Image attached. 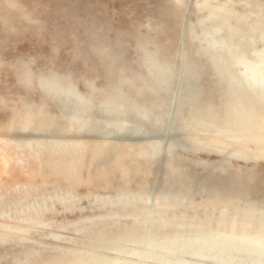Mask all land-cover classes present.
Returning a JSON list of instances; mask_svg holds the SVG:
<instances>
[{
    "label": "rangeland",
    "instance_id": "rangeland-1",
    "mask_svg": "<svg viewBox=\"0 0 264 264\" xmlns=\"http://www.w3.org/2000/svg\"><path fill=\"white\" fill-rule=\"evenodd\" d=\"M241 35L247 39L241 41ZM263 36L264 0H0V135L6 130L9 108L18 106L21 97L41 101L33 81L27 85L20 82V73L25 70L32 76L48 72L65 76L82 93L92 88L93 94L99 95L119 86L128 99L162 110L171 103V76L182 63L189 85L181 93L185 102L177 104L176 119L200 129L201 139L208 137L206 129L213 130L210 139L225 145L237 139L232 131L238 130V123L264 130V91L253 74L257 56L243 54L250 44L255 50H264ZM146 57H150V66L157 61L160 65L147 70ZM157 70L170 76L160 90L148 81ZM261 73L264 76V71ZM201 106L210 108L208 116L193 115L191 111ZM175 137L180 139L181 135ZM260 140L264 141V136ZM84 141L87 150L78 171L81 180L75 186L79 206L56 213L54 209L46 211L47 222L23 224L30 229L13 232L16 238L0 235V264H120V257L131 264L134 252L142 248L137 226L145 221L146 226L163 223L152 244L185 261H207L187 253L189 249L205 255L220 253L223 248L264 253V214L249 211L240 200L225 203L199 194L188 200L157 199L148 219L139 209L140 202L89 203L83 197L88 192H111L113 185L115 189H133L153 174L135 172L134 162L146 161L135 159V144L126 158L123 156L126 170L133 172L120 179L114 175L109 185L104 183V189L97 188L89 177L88 151L97 140ZM251 148L250 142L242 141V151ZM127 149L121 146L120 153ZM219 150H181L177 156L184 166L202 171L197 180L211 171L209 179L229 174L264 187L262 150L255 157L214 161L221 156ZM155 158L152 162L167 159L164 153ZM205 161H214L208 166L213 169L202 168ZM183 176L168 178L176 185L163 193L180 192L187 198L199 191L196 182L191 184ZM61 178H50L43 184L38 177L36 180L43 189H51L63 185ZM222 181L216 187L227 190L229 185L234 194L247 191L233 180ZM156 186L143 189L159 194ZM12 193H3L2 199ZM252 206L259 210L264 205L256 202ZM14 223L0 219V229ZM92 253L98 260L87 259ZM146 263L155 264L152 260Z\"/></svg>",
    "mask_w": 264,
    "mask_h": 264
},
{
    "label": "bare ground",
    "instance_id": "bare-ground-1",
    "mask_svg": "<svg viewBox=\"0 0 264 264\" xmlns=\"http://www.w3.org/2000/svg\"><path fill=\"white\" fill-rule=\"evenodd\" d=\"M240 38L241 41L247 39L246 37L242 38V35ZM255 49L253 44H250L243 54L247 56L248 53H253L257 56L255 62L258 63H253L257 64L254 65L257 70L253 74L256 77V84L264 91V76L262 73V77L260 76V72L264 71V50ZM183 69L181 63L176 68L175 73L172 74L173 83L170 94L172 100L162 110H153L149 106L126 99L122 88L119 89V86H116L115 90L109 93L101 91L99 95H94L92 88H89L85 93L76 88L83 95L80 96L72 90L67 82H63V78L49 77L59 74L52 72L41 74L42 82L38 78L41 84H37L41 93V101L35 103L38 109H29L27 106L21 105L15 106L18 107L17 110L8 112L6 130L0 135V219L15 222L14 224L2 225L0 235L16 238L17 236H14L13 232L18 230L26 232L30 229L28 226H22L23 224L34 225L47 222L48 220L44 218L46 211L54 209L53 213H56L79 206L80 196L76 194L75 186L80 183L78 171L84 152L87 150L85 138H83L84 133H93L90 134L93 136L87 138L97 140L88 148L90 153L89 177L93 179L97 188L102 189L105 187L104 183L110 184V177L115 175L120 179V176L133 172L126 170L125 165L127 163L123 160V156L126 158L128 152L135 145L125 142L129 139H140V142L135 145L134 157L136 160H146L141 161V163L153 161L151 156L154 155L158 147L162 150L160 153H164L166 158L176 155L178 151L188 150V147L194 148L196 145L217 147L220 149L221 156L214 161L221 162L232 157V152L248 156L247 158L255 157L261 150L264 152V141L260 140L264 136V130L259 126L244 125L243 123H238V130L232 131V135H235L237 139L224 145L210 139L213 130L205 131L208 137L201 139L198 134L200 129L194 127L193 124L188 125L177 120L174 115V123L177 124L178 130L171 132L173 133L171 137L166 139V132L173 122L172 111L176 97L179 98L177 104L185 102L181 99V93L189 85V82L183 74ZM47 74L52 75L48 76ZM21 77L27 79L28 75L23 72ZM169 77L161 70H157L148 77V81L160 90L166 87ZM244 77L247 78V74ZM66 80L70 81L69 79ZM70 82L74 84L72 81ZM84 95L90 96V99ZM49 101L54 102L58 107L52 115L45 112ZM209 111L210 109L206 106H201L191 112L194 116L201 117L208 116ZM145 118H147L146 121ZM157 119L159 120L158 123H156ZM134 129H138L139 133H133ZM144 131L152 134L143 137L136 136ZM175 134L181 135V138L177 139ZM132 135L135 136L132 137ZM224 135L225 133H223ZM114 138L115 141L112 142L111 140ZM183 139L186 140L187 145L176 147L174 150L169 148V142L172 140L184 141ZM242 141L250 142L252 148L242 151ZM121 146L128 148L123 155L120 153ZM116 155L115 161L111 164L102 163V160ZM212 162L205 161L201 167L207 170L213 169L208 167L212 165ZM122 170L124 171L122 172ZM59 176H62V186L51 189L40 187V184L45 183L50 178L53 180ZM37 177L40 179V184H37L39 182L36 180ZM110 187H112L111 192H88L83 197L89 203L94 204L102 198H110L116 195L127 198L130 194L138 193L143 197L140 204L145 208L143 215L146 217L148 214L146 199L157 195V193L146 191L143 188L130 190L124 187L115 189L114 185ZM8 191L13 193L8 198L2 199L3 193ZM164 195H177L178 200L185 197L180 192H168ZM183 200H187V198L185 197ZM56 205L59 206V209H56ZM251 205L249 203L247 207L251 208ZM145 222L139 223L137 226L142 234V248L134 252V259L131 264H147V260H152L155 264H264V253H261L263 250L250 254L240 253V251L230 252L224 248L223 251L221 250L220 253L214 255H205L203 252L189 249L187 253L200 255L199 257H205L207 261L198 259L185 261L182 257L168 253L159 246L152 244L163 223H150L151 225L146 226ZM96 236L104 237L105 234H96ZM144 253H152L153 257L141 258ZM90 258L94 261L98 260L94 253L87 255V259L90 260ZM119 262L126 264V258L120 257Z\"/></svg>",
    "mask_w": 264,
    "mask_h": 264
},
{
    "label": "water",
    "instance_id": "water-1",
    "mask_svg": "<svg viewBox=\"0 0 264 264\" xmlns=\"http://www.w3.org/2000/svg\"><path fill=\"white\" fill-rule=\"evenodd\" d=\"M149 58L150 57H146V60H145L147 70L152 68L153 66L160 65L159 61H157L155 63H151V66H150V64H149V60L150 59ZM25 73L28 75L27 79L21 77V75H22V72H21L20 76H19L20 82L22 84H24V85H27L28 83L33 81L34 84H35V87L39 90V88H38L39 86L38 85L41 84V82H42L41 74H37L35 76H32L31 73L28 70L25 71ZM47 75L49 76V75H52V74H47ZM189 75H190V77L193 76L192 73H190ZM221 76L222 77H226V75H221ZM49 77L63 78L64 79L63 82L64 83L67 82V84L72 88V90L77 95L83 96L81 93H79L76 90V86L74 84H72L70 81L66 80L65 76L53 75V76H49ZM219 77H220V75H219ZM38 78H40V80H41L40 83H39V79ZM119 89H121V88L119 87ZM113 90H115V87H114ZM84 96L86 97V95H84ZM86 98L90 99V96H87ZM125 98L128 99L126 96H125ZM178 100H179V98L176 97L174 105H173L174 108H173V111H172V120H173V122L169 126L168 131L166 132V135H167L166 139L171 137V134H173L171 132H174L175 130H178V126H177L176 123H174V118H173L174 115L178 114L177 105H176ZM20 105L21 106H27L29 109H38V107H36V104L34 102L29 101L28 98H26V97H21L19 99L18 107ZM18 107H11V108H9V111L13 112V111L17 110ZM50 108H53L54 110L58 109V107L56 106V104L54 102L49 101L48 105H46V110H45L46 114H50V115L53 114V112H52V110H50ZM208 109H210V108H208ZM192 118L195 119L196 117H192ZM144 120L146 121L147 118H145ZM158 122H159V120L157 119L156 123H158ZM206 130H210V129H206ZM133 133H139L138 129H134ZM90 134H93V133H84V137L83 138H87V137L93 136V135H90ZM149 134H152V133L144 131V132H141V134H137L136 136L143 137V136H147ZM133 136H135V135H132V137ZM115 138L112 139L111 141L112 142L115 141ZM139 140L140 139H134V140L133 139H131V140L129 139V140L125 141V142H129L130 144H137V143L140 142ZM185 141L186 140H184V141H182V140H180V141L172 140L171 142H169V148H171V150L172 149L174 150L176 147L185 146V145H187ZM190 141H192V140H190ZM123 144L127 145L125 143H123ZM123 144H121V145H123ZM188 148H189L188 150H193V149H196V148H208V149H213V150L219 149L217 147H201V146H197V145L194 148H192V147H188ZM161 151L162 150L160 149V147H158L155 150L154 155L152 154L151 158L156 159L154 157H157ZM232 156L233 157H241L242 155H240L238 153L234 154V152H232ZM116 157H117V155L116 156H111L108 159L102 160L103 161L102 163H105V164L109 165V164H111V162L115 161ZM145 157H147V156L145 155ZM242 157L243 158H247L248 156H242ZM250 157H252V156H250ZM101 158H103V157H101ZM134 163L136 164V166H135L136 167V171L135 172L138 173V172H142V171H148L151 174H153L152 177L149 180L141 182L140 184H138V186L140 185V187H142V188L144 187V189H146L145 186L148 187L149 185H153V184L155 186V184H156L157 186L155 187V190L159 192V194H157L156 196H152V197L146 199L147 200L146 202H148V208H147L148 214L146 216L147 219L149 218V215L151 214V210H152V207L154 205L155 200H157V199H164V200L174 199V200H178L177 199L178 198L177 195L166 196V195H164L163 192H165V188H167V187H169L171 185H176V184H173V182L170 183L168 181V178L170 180H172V178L175 179V177H180V176L182 177L183 175H184L183 177H185L186 180H188L187 182H189L191 184H194L196 182L195 184L199 185V191H196V192H199V193L193 192L192 195H189V197H187V200L191 196H193L195 194H199L200 196H204V198H206L207 200H212V201L218 200V201H222V202L228 203V202H238L240 200L242 202H245L246 204H249L251 202H252V204H255L256 202H258L259 204L264 205V187L260 188V187H257L255 185H253V184L249 185V184H247L248 183L247 181L245 182V181L239 179V177H237V178L228 177L229 174H224V175H219V176L216 175V176H212L209 179L211 171L209 173L207 172V174H203V177L200 178L199 180H197V177H198L199 173H202V171L201 170L200 171L199 170H193L191 168H188L187 166H184L180 162V159L177 156V154L173 155L172 157L167 158V159L160 158V161L158 163L157 162L155 163V162H152V161H151V163H149V162L140 163L139 161H136ZM154 163H155V165H154ZM94 165L95 166H97V165L100 166L99 164H94ZM167 166L169 168L166 170ZM123 171L124 170H122V172ZM191 173L193 175L192 182H190V180H189V178L192 176ZM222 180H224V181H222ZM231 180H233V182L237 183V185L238 184L244 185V187L247 189V191L244 192V193H242V191H240L241 193H237V194H239V195H237V194H234V193L230 192V190H232L233 188H231L229 185L227 186V190H223L222 187L220 188V186L216 187V185L218 183H220V181H222V182L226 181L225 183H227L229 181L232 182ZM234 186H236V185H234ZM135 187L133 189L132 188H129V189L130 190H135L137 188V187L136 188ZM255 196H258V197L255 198ZM142 200H143V197L141 196V194L135 193V194H130L129 196H127V198H121L120 196H117V195L116 196H112L110 198H104V199L102 198V199H99L96 202H94V204H96L97 206H103L105 204H112V203L141 202ZM139 209L143 211L145 208L142 205H140ZM249 211H258L261 214H264V206H263L262 209L256 210L251 205V208H250ZM221 218H223V217H221ZM263 219H264V217H263ZM148 257H153V254L152 253H144V254L141 255V258H148Z\"/></svg>",
    "mask_w": 264,
    "mask_h": 264
}]
</instances>
